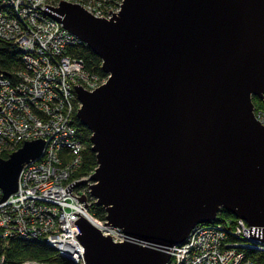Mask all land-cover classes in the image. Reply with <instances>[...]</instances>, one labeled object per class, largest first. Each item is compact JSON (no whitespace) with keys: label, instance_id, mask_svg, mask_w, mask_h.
Wrapping results in <instances>:
<instances>
[{"label":"water","instance_id":"water-1","mask_svg":"<svg viewBox=\"0 0 264 264\" xmlns=\"http://www.w3.org/2000/svg\"><path fill=\"white\" fill-rule=\"evenodd\" d=\"M43 12L107 76L93 92L74 86L76 119L96 158L90 196L123 243L80 216L85 264H168L221 211L264 241V126L252 101L264 99V0H121L109 20L66 0ZM43 149L26 142L0 159L3 201Z\"/></svg>","mask_w":264,"mask_h":264},{"label":"built area","instance_id":"built-area-1","mask_svg":"<svg viewBox=\"0 0 264 264\" xmlns=\"http://www.w3.org/2000/svg\"><path fill=\"white\" fill-rule=\"evenodd\" d=\"M72 3L80 4L95 18L109 20L120 11L121 0L117 6L110 2L88 7L84 2ZM45 6L55 8L51 0H6L5 10L0 11V38L14 46L22 63V69L14 73L15 81L0 72V159L26 142H44L42 156L23 166L16 193L3 201L0 189V247L5 248L14 238L38 242L53 249L63 264H85L74 222L95 202L88 188L92 173L71 181L80 169L83 151L74 125L80 108L74 86L93 92L107 77L88 74L85 64L70 55L69 49L79 41L46 16ZM259 115L255 118L264 126ZM83 180L84 186L65 192ZM81 195L85 202L76 199ZM97 226L104 237L121 243L118 229L111 233L103 223ZM249 229L244 221L232 224L227 218L197 226L182 245L171 249L168 264H255L248 255L264 253V241L248 238ZM0 264H7L4 254H0Z\"/></svg>","mask_w":264,"mask_h":264},{"label":"trees","instance_id":"trees-1","mask_svg":"<svg viewBox=\"0 0 264 264\" xmlns=\"http://www.w3.org/2000/svg\"><path fill=\"white\" fill-rule=\"evenodd\" d=\"M69 1L82 3L86 0ZM99 1L100 3H102L103 0ZM108 2H110L112 6H117L120 0H107L104 3ZM69 53L74 58L82 60L86 68H93L94 72H96L100 78L107 77L100 71V60L96 56H94L87 47L80 45L70 49ZM20 69H22V63L18 51L15 50V48L11 47L8 43L0 40V72L4 73L6 77L11 81H15L14 73ZM258 103L262 106V108L258 107ZM253 104L256 111L257 109L264 111V100L253 98ZM74 119L77 138L83 146V151L81 154L80 169L71 181L88 176L89 174L93 173L97 167L95 154L91 152V143L89 140L90 132L78 123V120L75 116ZM8 157V154H4L3 156H1V159L5 160ZM88 214L98 223H102L105 221L106 213L104 209L102 207L96 206L95 203L90 204L88 208ZM219 217L220 218L218 220L220 221L222 220V218L231 219V215H229L225 211H221ZM0 254L5 255L7 264H20L21 262L27 260L50 264H63V261L57 257L54 250L47 247L45 244L38 242H26L16 238L10 240L5 248L0 247ZM248 256L256 264H264V253L251 252Z\"/></svg>","mask_w":264,"mask_h":264},{"label":"bare ground","instance_id":"bare-ground-1","mask_svg":"<svg viewBox=\"0 0 264 264\" xmlns=\"http://www.w3.org/2000/svg\"><path fill=\"white\" fill-rule=\"evenodd\" d=\"M5 3H6V0H0V11H3V10H5ZM10 16H11V14H9ZM58 23V22H57ZM64 29V28H63ZM65 30V29H64ZM66 31V30H65ZM66 32H68V31H66ZM25 33V32H24ZM69 33V32H68ZM70 34V33H69ZM27 36L29 35L28 33L26 34ZM71 35V34H70ZM73 36V35H72ZM76 38V37H75ZM0 40H2L1 38H0ZM76 40L77 41H79L77 38H76ZM2 41H4V40H2ZM26 41H28V40H26ZM4 42H6V41H4ZM6 43H8V42H6ZM79 45H77V46H80V45H82L83 46V44L79 41ZM11 47H13L14 48V46L13 45H11L10 43H8ZM77 46H72L70 49H72V48H75V47H77ZM45 47L46 48H49L50 47V45H49V43H46L45 44ZM70 49H69V51H70ZM252 101H253V99H252ZM254 109H255V107H254ZM254 112H257V111H255L254 110ZM220 214V213H219ZM219 214L217 215V219H219L220 217H219ZM230 215V214H229ZM82 217H85V218H87L92 224L94 223V225L96 226L97 225V222H95V220L94 219H92V217L90 216V215H88V213H86V214H84V215H81ZM216 219V220H217ZM229 220L231 221V223L232 224H234L235 222H236V218L234 217V216H232L231 215V219L229 218ZM243 221V220H242ZM218 222H220V220H217V221H215L214 223H218ZM245 222V221H244ZM246 223V222H245ZM247 224V223H246ZM206 225H210V224H206ZM200 226H202V225H200ZM99 227H100V225H99ZM99 227L97 226V228L99 229ZM109 228V227H108ZM232 229H234L233 228V226H230V230H232ZM112 230H113V232H112ZM110 232L111 233H116V231H114V228H112V227H110ZM109 234V233H108ZM110 235V234H109ZM119 235V239L120 240H122L121 241V243H123V234L121 233V234H118ZM53 250V249H52Z\"/></svg>","mask_w":264,"mask_h":264},{"label":"rangeland","instance_id":"rangeland-1","mask_svg":"<svg viewBox=\"0 0 264 264\" xmlns=\"http://www.w3.org/2000/svg\"><path fill=\"white\" fill-rule=\"evenodd\" d=\"M59 1L60 0H51V5H52V7H57L58 6V3H59ZM107 0H103L102 1V3H104V2H106ZM98 2H100L99 0L98 1H95V0H86L84 3V5L86 6V7H88V6H96V4L98 3ZM82 61V60H81ZM83 62V61H82ZM84 63V62H83ZM86 67V66H85ZM86 70H87V72H88V74L90 73V74H92V75H96L97 76V73L96 72H94V69L93 68H86ZM264 100V99H263ZM259 102V101H258ZM262 102V101H261ZM258 107L259 108H262V106L258 103ZM256 111V110H255ZM254 114L255 115H258V114H261V115H259L261 118L260 119H264V111H262V110H258L257 109V112H254ZM259 118V117H258ZM86 178V177H85ZM84 178V179H85ZM88 178V177H87ZM87 180V179H86ZM89 180V179H88ZM90 183H88V184H90V186L91 185H93L94 183L93 182H91V181H89ZM91 202H93V200H90ZM94 202H95V200H94ZM90 204H92V203H90ZM227 219H229V218H227ZM236 220L237 221H242L241 219H237L236 218ZM106 221H104V222H102L103 224L105 223ZM98 224V223H97ZM93 225H94V223H93ZM95 226V225H94ZM96 228H97V225L95 226ZM100 230V229H99ZM223 234V233H222ZM194 252H197V251H194ZM253 252V251H252ZM27 261H29V260H27ZM23 262H25V261H23ZM22 263V262H21ZM20 263V264H21ZM255 263V262H254ZM256 264V263H255Z\"/></svg>","mask_w":264,"mask_h":264}]
</instances>
